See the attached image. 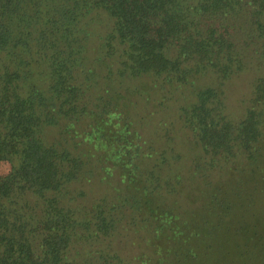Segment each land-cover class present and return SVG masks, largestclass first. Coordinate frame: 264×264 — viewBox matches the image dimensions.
Returning <instances> with one entry per match:
<instances>
[{
	"label": "trees",
	"instance_id": "1",
	"mask_svg": "<svg viewBox=\"0 0 264 264\" xmlns=\"http://www.w3.org/2000/svg\"><path fill=\"white\" fill-rule=\"evenodd\" d=\"M256 67L251 101L233 116L226 82ZM144 77L168 92L166 108L184 92L175 120L204 152L192 174L224 161L264 176V0H0V165L10 164L0 171V264H195L179 237L191 226L182 175L162 173L168 159L153 158L117 88ZM98 181L114 195L107 186L81 201ZM128 209L152 232L155 260L118 252ZM159 238L177 257L162 255Z\"/></svg>",
	"mask_w": 264,
	"mask_h": 264
},
{
	"label": "rangeland",
	"instance_id": "2",
	"mask_svg": "<svg viewBox=\"0 0 264 264\" xmlns=\"http://www.w3.org/2000/svg\"><path fill=\"white\" fill-rule=\"evenodd\" d=\"M90 52L92 53L91 50ZM247 62L245 68L251 64V57ZM97 69L100 72L98 67ZM262 72L263 69L258 67L247 68L227 80L225 85L227 111L231 115L238 117L244 115L251 101L254 81ZM130 84L138 85L140 89L132 90L129 88ZM117 88L122 90L128 103L127 110L131 112L149 145L154 148L153 158L168 159L162 165V173L168 174L173 170L182 175L181 202L182 206L186 205L189 208L187 217L191 226L188 228L189 234L184 232V235L179 237L188 238L183 241V249L196 254L195 264H264V176L262 174L259 176L254 171H246L239 175L232 172L224 161L221 164L225 169L221 165H216L212 174L210 171L205 175L192 174L194 156L198 152L202 154L204 152L201 146L197 147L192 142L181 120H175L179 105L185 100L181 99L184 92L180 93L179 90L173 94L175 97L169 100L173 107L169 109L161 105L163 95L169 97L168 92L154 87L147 77L121 82L117 84ZM91 93L97 94V84L93 85ZM165 116H170L169 121L159 124ZM169 122H174V125ZM57 132L50 130L47 137L53 138ZM9 170L10 164L2 162L0 171L7 173ZM94 176L98 177L100 174ZM211 181L218 183L217 191L215 188L210 190ZM110 185H104L99 181L96 186L84 185L85 193L81 195L80 200L91 203L94 198L106 193L107 186L114 195V187ZM261 185L262 187L258 188ZM221 191L222 194L218 193L216 196V192ZM213 193L217 201L211 200ZM127 212L125 210L121 215L113 235L118 252L121 257H128L129 261L132 257L142 256L148 260L151 257V261L155 260L152 232L136 221L133 226L131 211L128 209ZM195 231H199L197 236L193 234ZM157 244L164 247L162 255L165 257L169 255L172 258L170 253L177 248L175 244L169 242L166 244L163 238H159ZM183 254H187L186 251ZM174 255L177 257L175 252ZM135 261L138 262L132 264H150L149 261L148 263Z\"/></svg>",
	"mask_w": 264,
	"mask_h": 264
}]
</instances>
